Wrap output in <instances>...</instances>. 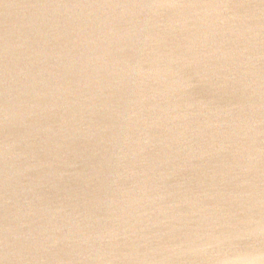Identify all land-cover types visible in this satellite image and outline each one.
Returning a JSON list of instances; mask_svg holds the SVG:
<instances>
[{
	"label": "water",
	"instance_id": "obj_1",
	"mask_svg": "<svg viewBox=\"0 0 264 264\" xmlns=\"http://www.w3.org/2000/svg\"><path fill=\"white\" fill-rule=\"evenodd\" d=\"M0 264H264V0H0Z\"/></svg>",
	"mask_w": 264,
	"mask_h": 264
}]
</instances>
